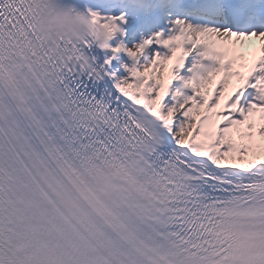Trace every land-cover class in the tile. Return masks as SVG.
<instances>
[{
  "label": "snow or ice",
  "instance_id": "1",
  "mask_svg": "<svg viewBox=\"0 0 264 264\" xmlns=\"http://www.w3.org/2000/svg\"><path fill=\"white\" fill-rule=\"evenodd\" d=\"M0 264H264V0H0Z\"/></svg>",
  "mask_w": 264,
  "mask_h": 264
}]
</instances>
